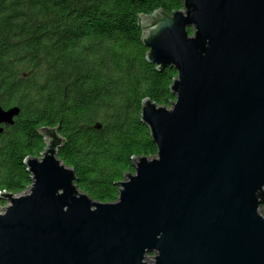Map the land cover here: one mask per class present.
Returning <instances> with one entry per match:
<instances>
[{
  "label": "water",
  "instance_id": "1",
  "mask_svg": "<svg viewBox=\"0 0 264 264\" xmlns=\"http://www.w3.org/2000/svg\"><path fill=\"white\" fill-rule=\"evenodd\" d=\"M138 24L146 61L177 72L170 107L142 101L156 155L101 203L57 158L58 126L40 128L31 185L0 191V264H264V0H184ZM19 113L0 105V133Z\"/></svg>",
  "mask_w": 264,
  "mask_h": 264
},
{
  "label": "trees",
  "instance_id": "2",
  "mask_svg": "<svg viewBox=\"0 0 264 264\" xmlns=\"http://www.w3.org/2000/svg\"><path fill=\"white\" fill-rule=\"evenodd\" d=\"M183 2L0 0V105L20 108L0 133L1 192L28 189L24 161L47 147L38 130L58 126L57 158L78 189L101 203L117 200L134 159L157 153L142 101L170 107L177 76L146 61L138 18L157 9L171 15Z\"/></svg>",
  "mask_w": 264,
  "mask_h": 264
},
{
  "label": "rangeland",
  "instance_id": "3",
  "mask_svg": "<svg viewBox=\"0 0 264 264\" xmlns=\"http://www.w3.org/2000/svg\"><path fill=\"white\" fill-rule=\"evenodd\" d=\"M7 205V202H5V204H0V206H2V207H5ZM2 207H0V213H2L3 212V208ZM152 257V255H150L149 254V258H151Z\"/></svg>",
  "mask_w": 264,
  "mask_h": 264
},
{
  "label": "flooded vegetation",
  "instance_id": "4",
  "mask_svg": "<svg viewBox=\"0 0 264 264\" xmlns=\"http://www.w3.org/2000/svg\"><path fill=\"white\" fill-rule=\"evenodd\" d=\"M153 255V254H152Z\"/></svg>",
  "mask_w": 264,
  "mask_h": 264
}]
</instances>
